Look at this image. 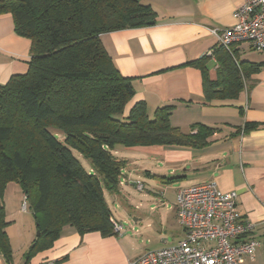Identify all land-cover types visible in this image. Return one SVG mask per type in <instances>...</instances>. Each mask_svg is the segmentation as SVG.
I'll list each match as a JSON object with an SVG mask.
<instances>
[{
    "label": "trees",
    "instance_id": "16d2710c",
    "mask_svg": "<svg viewBox=\"0 0 264 264\" xmlns=\"http://www.w3.org/2000/svg\"><path fill=\"white\" fill-rule=\"evenodd\" d=\"M2 13L12 16L16 34L30 40V57L26 72L0 84V255L12 262L2 197L7 182L17 181L39 232L23 255L28 263L65 226L80 235L117 234L103 196V187L114 191L120 183L125 164L115 156L117 148H199L215 128L194 123L182 132L170 123L172 104L150 117L140 100L125 113L134 95L132 78L120 74L99 36L152 24L155 12L143 0H0ZM238 44L211 49L214 78L210 56L188 62L201 72L205 101L237 99L264 65L241 59ZM263 126L245 122L242 132ZM74 152L88 161L87 169Z\"/></svg>",
    "mask_w": 264,
    "mask_h": 264
},
{
    "label": "crops",
    "instance_id": "0c3cea01",
    "mask_svg": "<svg viewBox=\"0 0 264 264\" xmlns=\"http://www.w3.org/2000/svg\"><path fill=\"white\" fill-rule=\"evenodd\" d=\"M143 2L155 12L152 24L109 31L99 36L120 74L132 78L134 95L126 105L125 113L140 100L145 101L148 112L149 108L155 110L172 104L170 123L182 132H188L194 123L213 127L215 131L207 144L199 148L153 145L131 149H147L161 158L159 173L147 170L148 176L179 177L171 183L152 177L164 185L166 192L173 187L171 184L180 182L172 194L174 206L178 190L192 184L215 182L222 191H235L239 213L252 226L249 236L262 242L252 259L258 253L263 257L264 126L247 133L242 132V127L245 122L264 123V65L250 75L237 99L205 101L201 72L188 64L216 46L212 29L231 26L232 12L241 0ZM244 47L251 49L246 42L236 46L240 58ZM260 53L254 62H264V52ZM29 57L30 40L16 34L9 13L0 14V84L6 83L14 74L26 72ZM207 67L210 78H214V58L210 57ZM237 128L239 132H236ZM114 154L117 155V150ZM127 182L139 190L137 183L140 181ZM173 216L177 220L176 206ZM134 219L141 220V217ZM6 220L10 222L7 232L14 221ZM158 226L163 228L162 223ZM29 240L31 238H26L22 243L18 250L20 256L16 257L9 237L12 262L6 263L0 255V264H129L143 254H130L122 234L104 237L92 231L80 235L74 228L65 226L50 248L37 252L25 263L23 255ZM161 241L166 242V238L162 237Z\"/></svg>",
    "mask_w": 264,
    "mask_h": 264
},
{
    "label": "built area",
    "instance_id": "2783aa9c",
    "mask_svg": "<svg viewBox=\"0 0 264 264\" xmlns=\"http://www.w3.org/2000/svg\"><path fill=\"white\" fill-rule=\"evenodd\" d=\"M232 17L231 26L212 29L217 45L229 50L246 42L252 50L264 52V0H241ZM206 55L213 57L212 50ZM137 188L142 190L143 184L137 183ZM175 206L181 237L129 264H245L262 243L249 236L252 226L239 213L237 193L222 191L215 182L180 188ZM112 223L120 234L122 225L114 219Z\"/></svg>",
    "mask_w": 264,
    "mask_h": 264
},
{
    "label": "rangeland",
    "instance_id": "374dc122",
    "mask_svg": "<svg viewBox=\"0 0 264 264\" xmlns=\"http://www.w3.org/2000/svg\"><path fill=\"white\" fill-rule=\"evenodd\" d=\"M244 49L241 58L254 61L258 55H261L260 52L251 50L249 47H244ZM153 110L154 108H149L150 117L153 116ZM58 138L62 140V134H58ZM74 153L87 169L88 161L78 153ZM116 157L123 160L125 164L120 177L122 183H119L114 191L103 187V196L112 217L122 225L120 234L125 237L129 253L138 256L145 251L164 247L176 241L181 236V231L173 216L175 206L172 194L180 182L171 184L173 187L166 192L163 184L148 176L147 170L159 173L161 158L148 152L147 149L120 147L117 148ZM161 168L163 167L161 166ZM125 179L140 181L143 183L144 189L137 190L127 181L124 182ZM2 198L6 218L14 221L7 229V234L15 247V256L19 257L18 250L26 238H31L29 242L27 241L26 249L32 245V240L37 232L35 222L32 214L27 210V203L24 208L26 201H24L19 182H7ZM135 217H141V220H135ZM158 223L163 224L162 229L159 228ZM162 237L166 238V242L161 241ZM245 264H264V256L262 257L258 253L255 259H250Z\"/></svg>",
    "mask_w": 264,
    "mask_h": 264
},
{
    "label": "water",
    "instance_id": "95a60500",
    "mask_svg": "<svg viewBox=\"0 0 264 264\" xmlns=\"http://www.w3.org/2000/svg\"><path fill=\"white\" fill-rule=\"evenodd\" d=\"M38 234H39V232L37 231V232H36V236H37ZM33 245H34V244H32L31 247H32Z\"/></svg>",
    "mask_w": 264,
    "mask_h": 264
}]
</instances>
